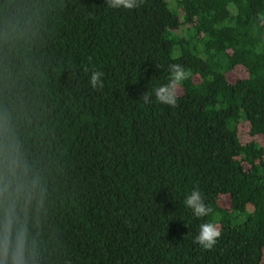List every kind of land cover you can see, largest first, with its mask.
<instances>
[{
  "label": "trees",
  "instance_id": "1",
  "mask_svg": "<svg viewBox=\"0 0 264 264\" xmlns=\"http://www.w3.org/2000/svg\"><path fill=\"white\" fill-rule=\"evenodd\" d=\"M260 14L264 0H0V139L35 182L15 207L27 264H264ZM174 63L190 76L171 107L153 90ZM194 189L206 217L184 203ZM206 222L211 250L194 243Z\"/></svg>",
  "mask_w": 264,
  "mask_h": 264
},
{
  "label": "clouds",
  "instance_id": "2",
  "mask_svg": "<svg viewBox=\"0 0 264 264\" xmlns=\"http://www.w3.org/2000/svg\"><path fill=\"white\" fill-rule=\"evenodd\" d=\"M142 2L143 0H105L110 8L127 10L138 8ZM260 21L264 24V14H260ZM169 69V82L153 91L156 101L176 107L181 85L189 78L190 73L182 65L175 63L170 64ZM103 75L101 71H92L89 83L93 89L103 88ZM140 100L149 104L152 102V95L146 91ZM34 190L35 182L30 183L27 178V167L21 160L15 142L5 134L0 139V208H3V216L0 218V264H27V229L19 220L15 207L17 204L30 202ZM184 203L197 218L206 217L212 212L198 189L192 190ZM220 236L219 226L206 222L200 225L194 243L205 250H211Z\"/></svg>",
  "mask_w": 264,
  "mask_h": 264
}]
</instances>
